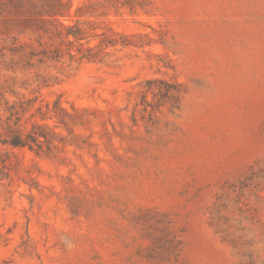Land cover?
Segmentation results:
<instances>
[{
	"label": "rangeland",
	"instance_id": "obj_1",
	"mask_svg": "<svg viewBox=\"0 0 264 264\" xmlns=\"http://www.w3.org/2000/svg\"><path fill=\"white\" fill-rule=\"evenodd\" d=\"M33 5L0 0V141L6 102L38 97L28 118L59 98L72 134L38 114L22 130L72 145L0 144V264H150L136 224L150 212L174 222L177 264H264V0ZM75 26L82 49L117 44L79 60Z\"/></svg>",
	"mask_w": 264,
	"mask_h": 264
},
{
	"label": "trees",
	"instance_id": "obj_2",
	"mask_svg": "<svg viewBox=\"0 0 264 264\" xmlns=\"http://www.w3.org/2000/svg\"><path fill=\"white\" fill-rule=\"evenodd\" d=\"M30 5H33V0H30ZM71 27H66L70 29ZM69 36L73 40L69 39ZM68 45H78L79 60H86L88 62L101 61L102 56L105 55V50L117 44V41L103 37L94 48L82 49L81 41L88 38L87 32L75 26V31H68L65 35ZM93 37H96L93 36ZM39 45L42 46L39 42ZM60 53L59 49H55ZM45 57L46 51L42 53ZM59 55H57V58ZM55 58V57H54ZM70 60H75L76 57L70 54ZM50 59L53 60L52 57ZM155 81L148 80L146 85L148 89L142 91L143 95L151 90V85ZM163 83V82H159ZM166 84L167 88L164 90L157 89L158 94L162 95V100L173 104L172 109L179 108V86L174 84ZM157 93L154 94V97ZM38 97L27 99L25 97L18 98L14 102H6L4 106L5 118L2 124L4 138L0 144L11 148H28L36 154H45L49 157H56L60 147L72 145V141L66 137L56 135L47 124L32 123L29 131L22 130L23 123H27L29 119L33 118L35 114L40 116L42 121L47 119H54L58 127L65 129L69 134H72L73 129L68 121L70 114L61 106L60 99H55L52 103H46L44 106L36 108V113H30L28 118L25 115L35 106ZM142 102L146 106H150L145 97H142ZM161 105V104H158ZM157 106V105H156ZM156 106H151L154 109ZM44 108V110H43ZM60 144V147L58 146ZM140 226L139 231L142 236L149 242L146 253L143 255L144 259L150 264H177L182 250V240L177 231L174 222L169 218L168 214L159 212H150L146 216L140 217L136 222Z\"/></svg>",
	"mask_w": 264,
	"mask_h": 264
}]
</instances>
